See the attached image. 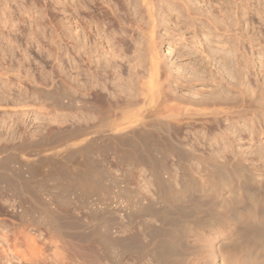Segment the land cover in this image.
<instances>
[{
  "label": "rangeland",
  "instance_id": "rangeland-1",
  "mask_svg": "<svg viewBox=\"0 0 264 264\" xmlns=\"http://www.w3.org/2000/svg\"><path fill=\"white\" fill-rule=\"evenodd\" d=\"M135 1L137 13L126 0H0V264H166V247H174L168 261L176 264H264L249 237L257 225L264 238V0ZM112 29L125 54L116 58L122 77L108 66L106 87L96 79L98 95H84L78 86L81 98L101 105L132 82L120 103L141 100L153 44L162 68L154 84L175 104L216 99L235 112L187 119L170 141L166 132L144 139L125 125L113 128L120 108L75 105L72 37L77 30L82 43L98 39L105 52L104 30ZM133 61L138 75L126 82ZM243 98L249 108L240 113ZM142 108L147 118L163 111L154 100ZM174 143L201 159L182 157ZM257 178L262 192L253 205L239 185ZM230 204L239 214L228 231L206 223L216 214L228 219ZM123 214L151 244L142 255L113 240L123 235ZM106 229L111 239L101 237Z\"/></svg>",
  "mask_w": 264,
  "mask_h": 264
},
{
  "label": "bare ground",
  "instance_id": "bare-ground-1",
  "mask_svg": "<svg viewBox=\"0 0 264 264\" xmlns=\"http://www.w3.org/2000/svg\"><path fill=\"white\" fill-rule=\"evenodd\" d=\"M126 1H127L128 4H131V5L132 4L133 5L137 4V2L135 0H126ZM134 2H136V3H134ZM143 2L145 3V6L149 7L148 0H143ZM80 7L81 6H79V8ZM75 10H76L75 11V13H76L78 10L76 8H75ZM135 10H136V13H137L138 12L137 5H135ZM257 10H263V9L262 8L261 9L257 8ZM77 13H79V11ZM261 13H260V15H262ZM257 14H258V12H257ZM7 20L8 19H6L4 21L7 22ZM76 21H75V23L78 26L81 25V24H79V22L77 23ZM5 23H3V24H5ZM85 24L87 25V23H85ZM85 24H84V27H83L84 30H85V28H87V26ZM100 29L98 27V29H97L98 33H96V34L101 33ZM77 30H76V33H77L76 37H79L80 34H79V32H77ZM104 32H106V35L109 38V41H111V38H112L109 35H115L116 34V32L113 29L111 31H109V32L104 30ZM88 33H91V32H88ZM92 34H93V31H92ZM93 35L96 38L95 34H93ZM93 35H91V34L88 35L89 36V37L87 36L88 39L90 38V40H91V36H93ZM76 37H74V36L72 37V45H71V53H70L71 67H72V69L74 71V75H73L74 83H73V86H72V95H71L72 96V102L75 105H79L80 107H84V108H87L90 105L94 106L95 108H98L97 111H104L105 109H109L110 110L111 108H120L121 111H122V120H120L118 122H114V124L112 123L111 126L113 128H117V127H120L122 125H125L124 127L131 128L133 130V133L138 134L139 137L142 134H144V135L146 134L145 138L141 137V139H140L141 141H142L143 138L146 139L147 136L152 134V133H150V132H152V130L153 131L157 130L159 132H166L164 134V135H166L165 137L168 140L172 141L171 140L172 139V135L175 132L177 133V131H176L177 129L176 128H179L178 125L181 124V123L183 124L184 121L187 120V119H189V120L190 119H193V120H197V119L205 120L210 115L213 116L214 119H217L216 117H218V115H220V114L226 113V114H228L227 116H229V113H232L234 111L232 106H229V107L223 106V105H221V103L219 104L218 103L219 101L216 100V99L214 101H211V102L208 101V100L207 101L203 100V99H201V100L200 99H195L194 101H191L192 104H190L189 102L184 103V102H181V101H176V104H175V101L171 100L167 96V94L165 93L164 87H162L161 85L157 86L156 84H154V82H155L154 78L155 77L159 78L160 75H162V68L160 66V60H159L158 51H157L159 46H157V45L155 46L153 44H150L149 47H148L149 54H150V59H151V66H150V69H149V78H148L147 82H142L143 85L145 86V88H144V90H142L143 91L142 93H144V96L142 97L141 100H133L130 97L129 98L126 97L125 103L124 104L120 103L121 99H123V96H122L121 92L124 91L125 88L128 89V90H133L134 89L132 82L129 83V84H126V87L122 88L121 90L119 89V91L116 90L117 87L116 88L114 87L115 91L111 92L112 93L111 96H110L111 99L104 100L101 105H98L94 101H91L89 97H82L81 98L77 94L79 92L78 86H82V91H83L84 95H86V94L89 95L91 92H92L93 95H98V93H97L98 91L93 89V86H94L93 83L98 81L97 82V84H98V83L101 82V78L105 79V75L107 74V72H109L108 71V66H109V68L111 67V69L113 68L114 72H112V73H115V75H116L115 78H117L118 74H119V71L121 72V70H119V67H118V64H117L119 62L117 61L116 58L117 57H124L125 54H124L122 46L117 44L115 41H111L110 42L111 43L110 44V48L111 49L110 50L106 49L105 52H104V51H101L102 48H104V47L100 48L98 42H96L98 39H95L94 42L93 41L90 42L89 40H87V42H83L82 43L81 39H78ZM249 37H250L249 39H250V42H251L254 39L253 35L249 36ZM7 40H9V39H7ZM256 40H257V38H256ZM11 41H12V39H11ZM99 42L101 43V45L103 44L102 41H99ZM138 43H139L138 46H140V42L139 41H137V44ZM138 46H137V48H138ZM238 48H239V46H238ZM238 51L240 52V49ZM241 54H243V53H241ZM229 55H231V54H229ZM224 58L227 61V58L226 57H224ZM229 60H230V58H229ZM104 62H105V66L102 65V63H104ZM133 62L130 64V73L128 74V77L125 79L126 82L128 80H132L134 82V76L138 75L137 71H135V70L133 71V69L136 68L137 63L136 62L133 63ZM237 62L240 65V62L239 61H237ZM84 66H85V68H84ZM120 68H121V66H120ZM81 74H85L86 76L90 77L92 83L89 84V80H87V82L84 81L81 84L80 83V75ZM121 77L119 76L118 78L121 79ZM120 79H118V80H120ZM104 82L103 83L101 82L102 83L101 87H103V88L106 87ZM243 83L245 84L246 82L244 81ZM259 84H260L259 86L257 85L258 88H259L258 90H260L261 94L264 96V83H259ZM127 86L129 88H127ZM95 91H97V92H95ZM155 92H156V94H155ZM223 92H226L229 95L230 92H231V87L228 86L226 91H223ZM213 94H215V93H213ZM133 95H135V93H132V96ZM152 100H154V105L156 107L160 104L163 107V111L160 112V113H156L154 116H149L147 118V116L145 115L144 110H143L142 107L144 105L150 103ZM242 100L243 101L241 102V104L237 105V107L240 106V107L243 108V109H240V110H243L240 113L247 111V109L249 108V106L247 105L248 104L247 101L244 98ZM194 105H196V106H194ZM192 107H197V108H192ZM104 115H105V113H104ZM160 135H161V133H160ZM166 138L164 139V137H163V139L165 141H166ZM146 141L147 140H144L142 143H144ZM166 142H168V141H166ZM144 144H147V143H144ZM174 145H175V146H173L174 149L182 157H188V158H191V159H199L201 157L199 154L192 153L188 149L186 150V148L184 149L178 143H174ZM225 158H226V160L232 162L234 166H235V164L241 162L240 158H236L235 159V158H232V157H229V156L225 157ZM249 170H250V168H249ZM254 183H255V185H253V186H247V185L245 186L243 184H241L239 186L241 188L240 190H242L243 195L246 198V201L249 204L256 205L257 204V199L259 198V196L261 195V192H262V190H261V188H262L261 187V180L257 178V179H255ZM215 191L219 192L223 196V197H221L222 198L221 201L224 202L225 198H226V197H224L225 196L224 194L227 192L226 186H224L222 183H219L216 186ZM228 209H229L228 210L229 211L228 219L220 217L217 214H216V216H212V214H211L212 217L210 219L208 218V220H205L206 223L210 227H212L214 229L215 228L219 229L221 231V233L222 232L224 233V232L228 231V229L230 228V225H231V221L233 219H235L236 217H238V214H239V209L237 207H235L234 205L230 204ZM205 212H207V211H205ZM208 212H209V210H208ZM213 215H214V213H213ZM122 218L123 219L119 222V225L121 227V231L123 232V235L121 237L117 238V239H113L116 242V244H118V246H120V248H121V250L123 252H126L129 248H132L133 251H135V252L137 250L138 253L141 251V249H146V251H147L148 250L147 249L148 245H147V243L142 241L141 234H139V232L137 231L136 227L132 224V222L126 221L125 214H123ZM104 232H106V233H104L102 236L101 235L100 236L104 237L103 239H111V237H110L111 235L109 236V231H107V229H106V231H104ZM93 237H94V235H93ZM249 237L251 239H254L258 244H260L261 249L264 250V238L260 236L259 229H258L257 225H254L251 228ZM90 243H92V242H90ZM150 245L151 244L149 243V246H148L149 248H151ZM157 245L159 246V244H157ZM160 246H161V244H160ZM155 247H157V246H155ZM166 248H168V250H167L168 254H167V251L164 250L165 251L164 252L163 250H160L162 252L160 258L163 257L162 254H164L165 256L170 257L172 255V253L174 252V247H172V248L166 247ZM142 254H140V255H142ZM66 255H67V257L71 256V255H68V254H66ZM132 256L133 257H139L136 254H132ZM168 257L163 258V259H165V263L166 264L169 262L168 261ZM21 258H24V257H20V259ZM55 258L56 257H53V259H55ZM63 258H64V256H63ZM63 258H61V259H63ZM169 260H171V258H169ZM52 261L50 262L51 264H52ZM216 261H217L216 264H226L227 263L221 258H218ZM53 262H56V260L53 261ZM57 262H59V260ZM55 264H57V263H55ZM168 264H176V263H175L174 260H171Z\"/></svg>",
  "mask_w": 264,
  "mask_h": 264
}]
</instances>
